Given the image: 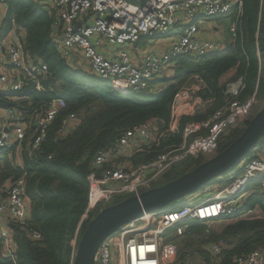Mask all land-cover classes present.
I'll return each mask as SVG.
<instances>
[{
  "label": "built area",
  "instance_id": "built-area-1",
  "mask_svg": "<svg viewBox=\"0 0 264 264\" xmlns=\"http://www.w3.org/2000/svg\"><path fill=\"white\" fill-rule=\"evenodd\" d=\"M40 6L54 10L52 38L63 60L76 70L88 69L99 79L107 80L119 93L147 89L162 72L175 64L180 56L201 57L219 52L226 43L220 39L200 36L202 25L235 10L240 13L241 0H35ZM5 3L0 0V93H15L33 84L41 91L40 80L47 73V65L33 60L25 52L23 32L11 26L3 32ZM236 18L229 24L230 38L235 35ZM227 40V42L229 41ZM135 47V55L132 48ZM175 94L170 118L165 128L147 122L123 131L108 146L98 149L86 176L88 194L80 224L119 196L134 195L160 182L173 166L199 155L215 152L218 138L230 128L241 127L260 106L256 90L246 100L238 96L243 88L241 78L225 82V105L204 119L184 124L181 140L161 145V139L178 132L182 116L205 115L207 101L200 95L203 80L194 75ZM157 91L160 87H156ZM13 98V97H9ZM65 108L61 97H51L33 109V128L16 108L5 109L6 117L0 128V152L20 144L32 129L29 154L39 146L50 123ZM80 122L75 113L67 114L58 129L64 136ZM153 154L148 161H135L139 155ZM221 178V177H220ZM215 179L221 187L209 198L193 204L191 201L174 208L145 212L123 224L105 237L95 253L96 264H174L177 247L164 241V233L172 229L183 236L189 224L208 223L241 210L244 196L254 191L264 192V149L241 159L226 175ZM224 182V183H223ZM205 189L211 190V183ZM251 216L252 210L240 213ZM29 217V203L25 194L24 176L8 181L0 188V241L2 250L13 257L14 241L9 220L25 224ZM153 220H156L153 223ZM39 239L37 232H30ZM118 236L119 247L113 244ZM73 256L76 236L72 239ZM220 240L209 248L211 255L220 252ZM185 264H201L200 259L186 255ZM73 260V259H72ZM72 264V262H71ZM183 264V263H181ZM233 264H264V252L252 250L234 258Z\"/></svg>",
  "mask_w": 264,
  "mask_h": 264
},
{
  "label": "trees",
  "instance_id": "trees-1",
  "mask_svg": "<svg viewBox=\"0 0 264 264\" xmlns=\"http://www.w3.org/2000/svg\"><path fill=\"white\" fill-rule=\"evenodd\" d=\"M241 2L239 15L233 17L236 18L235 35L222 51L201 57L180 56L175 60L171 78L162 76L147 89L119 93L109 81L88 71L76 70L63 60L52 38L53 9L46 10L35 0H4L3 32L10 28L13 20L16 28L23 32L25 52L31 59L44 62L47 73L40 80L41 91L29 83L15 93L1 92L0 109L16 108L33 128V109L51 97L63 98L65 108L50 123L45 137L31 154L28 147L32 129L27 131L20 144V165L13 161L14 152L11 150L14 148L0 152V188L7 181L24 176L29 203V217L25 224L8 221L14 252L13 257L6 256L0 241V264H71V241L76 236L77 244L86 224V221L80 224V220L87 203L86 176L95 152L108 146L123 131L147 122L165 128L175 94L194 75L204 82L199 93L208 103L206 114L182 116L178 132L163 137L162 146L180 141L186 122L204 119L225 105V83L221 79L229 72H232L231 80L241 78L243 81L239 100H246L256 90L255 97L261 102L264 97V0ZM231 13L235 15L236 11ZM156 87L160 90L157 91ZM69 113L77 114L80 122L66 135L59 136L57 131L61 121ZM245 125L230 128L222 134L213 154L221 152L235 140ZM152 155H139L135 161H148ZM208 158L205 155L188 158L166 172L157 185L179 177ZM128 196L116 197L110 204ZM184 198L166 208L178 206ZM246 210H252V215L241 216L240 213ZM213 221L214 228L208 230L207 223L189 224L184 235L178 237L177 257L188 254L200 259L201 264H233L235 257L252 250L264 252V192L250 193L241 210ZM32 231L39 233L40 238H32ZM220 240L224 241L220 252L211 255L210 246Z\"/></svg>",
  "mask_w": 264,
  "mask_h": 264
},
{
  "label": "water",
  "instance_id": "water-1",
  "mask_svg": "<svg viewBox=\"0 0 264 264\" xmlns=\"http://www.w3.org/2000/svg\"><path fill=\"white\" fill-rule=\"evenodd\" d=\"M263 135L264 97L259 110L248 120L241 134L221 152L175 179L129 195L98 210L81 231L72 264H96L95 253L105 237L141 214L166 208L230 171L251 152Z\"/></svg>",
  "mask_w": 264,
  "mask_h": 264
},
{
  "label": "rangeland",
  "instance_id": "rangeland-1",
  "mask_svg": "<svg viewBox=\"0 0 264 264\" xmlns=\"http://www.w3.org/2000/svg\"><path fill=\"white\" fill-rule=\"evenodd\" d=\"M129 1H134V0H129ZM233 17H234V14L229 13L227 15H224L222 17H218L216 19H210V20L206 21L202 25V28L204 29V31H206V32H208L210 34L213 33V32H215L214 29H217V33L219 35H221V37L223 36L224 39L227 41L230 38L229 24L232 21ZM208 33H206V34L209 35ZM204 34H205V32H204ZM263 61H264V54H263ZM192 81H193V78H191L189 80V83H191ZM222 82H225V80H223ZM261 103H262V100H261V102H259V104L261 105ZM259 108H260V106H258L257 110H255V111L257 112L259 110ZM0 115H1L0 117H4L5 116V110H0ZM256 147H261L262 149H264V135L258 140L256 146L251 150L252 151L251 154L254 153V149ZM212 155H214V154H209V155H205V156L211 157ZM213 181H214L213 183L215 184V186L213 187V189H211L209 191H206L205 190L206 187H202L197 192H193V194L191 193V194L186 195V197L184 199H187L188 197H190L191 198L190 201L193 204H196V203H199V202L203 201L204 199L212 196L215 193V191L218 189V187H221L222 186V184H219V182H217L216 180H213ZM210 185L212 186V184H210ZM192 195H194V197H192ZM155 221L156 220H153V223H155ZM206 225H207V230L209 228H214L213 227V224H211V223H207ZM112 241H113L114 246L116 248H118L119 247V242H118V236L116 234L113 235ZM164 241L165 242H169V243L172 242V243L176 244L175 246L177 248L180 247L179 246V238L174 234V232H173L172 229H168L164 233ZM194 259H196V258H194V257L190 258L189 259V263H192L194 261ZM186 262H187V258L185 257L184 254H181L180 256L177 257V262H175L174 264L186 263Z\"/></svg>",
  "mask_w": 264,
  "mask_h": 264
},
{
  "label": "crops",
  "instance_id": "crops-1",
  "mask_svg": "<svg viewBox=\"0 0 264 264\" xmlns=\"http://www.w3.org/2000/svg\"><path fill=\"white\" fill-rule=\"evenodd\" d=\"M214 31L215 32H213V33H208V32H206V31H201L200 32V36H202V37H208V38H213V39H220V40H223L224 42H227L225 39H224V37L222 36L221 37V35H219L218 33H217V29H214ZM204 32H205V34H204ZM206 33H208L209 35H207ZM132 51H133V54L135 55V47L134 48H132ZM85 71H88V69L87 68H85ZM173 73H174V65H171V66H168L163 72H162V76H165V78H171L172 77V75H173ZM231 76H232V72H229V73H227V74H225L224 76H223V78L221 79V82L223 81V80H225V82H227V81H229L230 80V78H231ZM225 82H223V83H225ZM0 110H2V109H0ZM1 116V115H0ZM5 117H6V114H5V116L4 117H0V128H1V126H2V124H3V121H4V119H5ZM11 151H13L14 153H13V161H14V163H16V164H18V165H20L21 164V150L19 149V150H17V149H13V150H11ZM221 177V178H220ZM220 177H218V178H220V181L221 180H224V182H225V178H226V175L225 176H220ZM218 178H216V179H218ZM8 182V181H7ZM6 182V183H7ZM223 182V183H224ZM213 189V188H212ZM206 190V189H205ZM206 191H209V190H206ZM193 194V193H192ZM192 197H194V195H192ZM247 197V195H245L244 196V198H246ZM209 198V197H208ZM190 197H188L187 199H184V202H188V201H190ZM208 223H214V221H211V222H208ZM4 253V252H3Z\"/></svg>",
  "mask_w": 264,
  "mask_h": 264
}]
</instances>
